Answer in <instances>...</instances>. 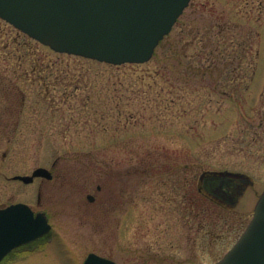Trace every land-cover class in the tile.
<instances>
[{
    "label": "rangeland",
    "instance_id": "obj_1",
    "mask_svg": "<svg viewBox=\"0 0 264 264\" xmlns=\"http://www.w3.org/2000/svg\"><path fill=\"white\" fill-rule=\"evenodd\" d=\"M40 167L51 180L11 179ZM206 171L252 185L223 207L197 190ZM263 190L264 0H190L149 61L119 66L0 19V208L52 226L1 264H216Z\"/></svg>",
    "mask_w": 264,
    "mask_h": 264
},
{
    "label": "water",
    "instance_id": "obj_2",
    "mask_svg": "<svg viewBox=\"0 0 264 264\" xmlns=\"http://www.w3.org/2000/svg\"><path fill=\"white\" fill-rule=\"evenodd\" d=\"M189 1L0 0V19L56 53L115 66L143 64L150 60ZM38 177L52 176L48 170L37 168L29 176L11 179L29 184ZM238 196H231L227 204L234 206ZM87 199L93 200L90 195ZM49 231L45 214L34 213L24 203L0 208V262L15 248ZM83 264L116 263L90 253ZM216 264H264V191L247 227Z\"/></svg>",
    "mask_w": 264,
    "mask_h": 264
},
{
    "label": "flooded vegetation",
    "instance_id": "obj_3",
    "mask_svg": "<svg viewBox=\"0 0 264 264\" xmlns=\"http://www.w3.org/2000/svg\"><path fill=\"white\" fill-rule=\"evenodd\" d=\"M56 163L52 164L54 167ZM204 175L201 180H199L201 186L198 187V192L205 194L208 199L211 201L222 205L223 207H229L227 200L230 199L234 194H238L237 201L242 196L244 191L252 185V181L249 177L243 173L231 172V171H206L203 172ZM222 173V174H221ZM228 173L234 174L229 175ZM53 176V175H52ZM123 178V177H122ZM124 180V178H123ZM97 190L100 191V187H97ZM218 194V195H216ZM94 202L93 200L90 202ZM117 205L121 206L124 204V194L116 200ZM42 203V194L38 192V206ZM45 213L44 211H41ZM46 214V213H45ZM47 216V214H46ZM48 218V216H47ZM49 220V218H48ZM31 245V244H30ZM30 245L16 249L15 251H21L27 249Z\"/></svg>",
    "mask_w": 264,
    "mask_h": 264
}]
</instances>
